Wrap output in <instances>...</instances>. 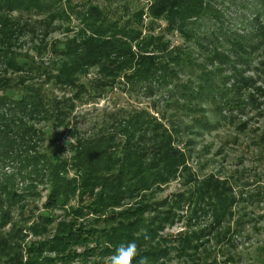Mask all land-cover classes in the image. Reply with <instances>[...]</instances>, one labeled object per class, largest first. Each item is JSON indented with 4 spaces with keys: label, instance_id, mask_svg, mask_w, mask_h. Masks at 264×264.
I'll list each match as a JSON object with an SVG mask.
<instances>
[{
    "label": "rangeland",
    "instance_id": "374dc122",
    "mask_svg": "<svg viewBox=\"0 0 264 264\" xmlns=\"http://www.w3.org/2000/svg\"><path fill=\"white\" fill-rule=\"evenodd\" d=\"M170 3L165 0H55L52 6L44 5L46 9L42 12L12 15V18L20 19L29 27L9 50V57L18 64L22 73L12 72V66L1 58L0 78L8 75V87L14 96L23 95L47 106L45 121L33 122L32 125L45 132L43 151L56 149L61 153L60 159L67 166L66 177L74 181L76 187V193L67 204L50 211L54 223L46 233L38 235L32 231L34 226L41 224L40 216L46 211L49 195L46 185L38 184L37 195L28 197L20 204L23 209L12 214V221L0 235L13 245L14 241L17 242L16 232L23 230L24 241H18L23 263L31 258L27 244L49 240L62 224L74 222L72 225L82 229L87 238L93 235L88 239V250L106 247L103 234H109L110 228L120 222V213L148 204L145 219L156 228L157 220L167 212L164 208L180 197L182 204L171 212L175 217L173 223H167L155 238L165 240L162 245L170 250L169 258H162L158 264H264L263 109L257 107L263 113H259L257 108L235 112L232 122L224 119L219 122L211 113L214 108L207 104L189 112L182 106L186 99L178 93L189 96V91H199L198 74H209L214 69L210 60L213 51L218 49V52H223L232 47L224 37L251 34L257 30V25L264 27V21L257 19V12H264V0H204L203 7L214 14L203 11L200 18L191 19L187 26L177 20L181 26L175 27L180 29L170 26L171 12L153 13V8L166 9ZM93 20L98 26H103L105 20L111 25L112 31L107 30L101 35L104 39L111 37L117 27L137 36L136 42L124 37L128 42L132 40L129 43L136 68L126 69L120 75L116 72V78L113 74L101 77L99 69L91 68L74 81H67L59 71L66 60V48L81 41L84 34H93V29L89 27ZM142 58L170 71L169 80H160L159 72L147 83L137 80L139 84H132L131 79L127 80L125 76L135 73ZM178 58L184 62L177 63ZM260 60H255L247 69H240L244 78L257 81ZM220 63L221 59L216 57V65ZM6 67L9 72L4 74ZM220 75L227 78L233 76L231 67ZM174 99H178L179 105ZM144 113L156 123L163 124L173 137V147L187 156V169L180 168L182 175L168 184L159 185V189L155 186L153 194L133 192V196L123 199L127 200L121 207L96 210L98 202H101L102 189L100 186L88 191L83 189L84 177L72 163L76 140H92L90 138L113 134L125 123L123 118ZM65 116L69 117L67 121L64 119L69 125H57ZM199 117L207 121L208 118L214 119L211 129L206 131L195 126L194 119ZM157 125L151 126V129L155 130ZM15 172L14 166L0 164L1 177ZM213 176L214 180L226 182L224 186H230L236 197L225 224L216 231L210 230L208 224H211V218L205 216L202 209L194 214L196 207L191 200L202 188L199 187L200 182ZM17 182L21 192L25 183L21 180ZM144 194L146 196L142 198ZM100 209L101 212L94 213V210ZM207 227L209 230H206ZM186 235H199L200 240L194 242L196 248L187 249L190 252L188 257H180L174 250L179 238ZM85 250L86 247L73 248L77 255L75 264L102 262L100 257L95 256L79 258ZM44 256L55 258L56 255L44 253ZM7 260L8 257H4L0 264H8ZM109 261L110 258L104 259L106 264Z\"/></svg>",
    "mask_w": 264,
    "mask_h": 264
},
{
    "label": "trees",
    "instance_id": "16d2710c",
    "mask_svg": "<svg viewBox=\"0 0 264 264\" xmlns=\"http://www.w3.org/2000/svg\"><path fill=\"white\" fill-rule=\"evenodd\" d=\"M54 2L55 0H0V59L12 66V72L22 73V70L9 57V50L12 43L20 39L29 29L27 24H23L20 19L12 18V15L17 13L18 16H22L42 12L46 9L44 5L52 6ZM165 2L172 3L166 9L153 8V13L160 15L171 12L170 26L174 28L181 26L179 20L187 26L188 21L200 18L203 11H208L203 7L204 0H165ZM257 14L258 21H264V12L260 14L258 11ZM211 20L217 21L216 18ZM105 22L106 20L103 21V26H98L94 20L91 21L89 27L93 29L94 32L91 31L93 34L90 36L84 34L77 44L67 46L66 60L59 70L60 76L65 80L74 81L91 68L99 69L101 77H109L113 74L115 78L116 72L120 75L126 69L136 68L133 66L135 56L129 43L132 40L128 42L124 37L136 42L137 36L117 27L113 29L111 37L104 39L101 35L107 30L112 31L111 25ZM256 28L257 30L251 34H232L224 37L232 47L223 52H218V49L213 51L210 60L214 64V69L209 74H198L199 91H189V96L178 92L183 99H186V103L182 105L185 109L190 112L191 109L195 110L207 104L214 108L211 113L219 122H222V119L232 122L235 112L242 113L257 107H261L264 111V27L257 25ZM216 57L220 58L222 63L216 65ZM259 58L262 60L256 71L257 81L244 78L240 69H247ZM179 61L184 62L181 58H178L177 63ZM187 62L189 63V60ZM138 63L140 65L138 64L139 68L135 73L132 76L131 74L125 76L127 80L131 79L132 84L147 83L155 78L157 72L161 74L160 80H169L170 71H165L162 65L155 66L147 58H142ZM230 67L233 76L222 77L220 74ZM7 69L8 67L5 68L4 74L9 72ZM9 82L8 75L0 78V91H3L0 95V164L12 165L16 172L11 176H0V232L12 221V214L23 209L20 204L27 201L28 197L37 195L38 184H44L49 191L46 211L40 216L41 224L34 226L32 230L34 234L39 235L46 233L48 227L54 223L50 211L67 204L76 193V187L75 182L66 177L67 166L64 160L60 159L61 153L56 149H52L51 152L43 151L45 132L38 131L32 125L33 122L45 121L47 106L23 95L14 96L8 87ZM42 90L47 91L45 88ZM174 100L175 104L179 105L178 99ZM257 110L263 113L259 108ZM230 115L232 117H229ZM64 119L67 121L69 117H63L57 125L67 127L69 123L66 124ZM214 119L208 118L207 121L199 117L194 119V125L207 131L211 129ZM123 120L125 123L121 129L113 134L90 138L92 140H76L77 147L73 152L72 163L77 172L84 177L83 189L88 191L99 186L102 189L101 202H98L96 210L121 207L127 200L123 199L133 196V192L153 194L155 186L159 189V185L168 184L181 176L183 172L180 168L187 169V156L173 147V137L163 124L156 123L147 113L128 116ZM155 124H158L157 128L152 130L151 126ZM240 128L241 125L238 126V129ZM213 178L214 176L205 182H200L199 187L202 188L191 200L196 207L194 214L197 215L202 209L203 214L211 218V224H208L210 230L216 231L225 224L236 203V197L231 192L230 186H224L227 185L226 182L222 183ZM20 180L25 183V189L21 192L17 182ZM145 196L142 195V198ZM181 201L183 200L180 197L175 198L171 206L164 208L167 212L157 220L156 228L146 222L148 204H143L138 209L128 208L119 214L121 220L110 228L109 234H103L106 247L98 246L97 249L87 248L88 239L93 235L87 238L82 229L72 225L74 222L62 224L49 240L27 244V251L31 257L27 263L22 261L21 246L18 243L24 241L23 230L16 232L17 242L14 241L13 245L0 235V261L8 257L6 261L8 264H75L77 255L73 248L86 247L79 258L100 257L102 262L98 264H106L104 259L111 258L120 243L135 241L139 255L133 264H138L140 258H147L148 264H158L162 258H169L170 250L162 245L165 240L158 241L155 238L167 223H173L175 217L171 212L174 207L182 204ZM101 209L94 210V213L101 212ZM105 212L106 210L103 213ZM209 227L206 230H209ZM93 232L96 233L97 230L94 229ZM198 240H200L199 235L179 238L174 251L178 256L188 257L190 252L187 249ZM44 253L56 256L51 258L44 256Z\"/></svg>",
    "mask_w": 264,
    "mask_h": 264
},
{
    "label": "clouds",
    "instance_id": "9594fccd",
    "mask_svg": "<svg viewBox=\"0 0 264 264\" xmlns=\"http://www.w3.org/2000/svg\"><path fill=\"white\" fill-rule=\"evenodd\" d=\"M138 255V245L135 241L120 243L110 258L111 264H133ZM138 264H148L147 258H140Z\"/></svg>",
    "mask_w": 264,
    "mask_h": 264
}]
</instances>
